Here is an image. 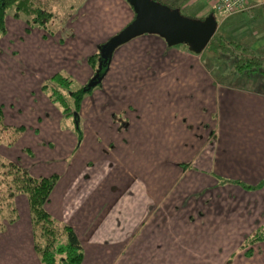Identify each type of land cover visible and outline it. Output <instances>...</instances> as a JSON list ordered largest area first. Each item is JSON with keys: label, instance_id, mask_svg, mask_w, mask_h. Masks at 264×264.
<instances>
[{"label": "crops", "instance_id": "0c3cea01", "mask_svg": "<svg viewBox=\"0 0 264 264\" xmlns=\"http://www.w3.org/2000/svg\"><path fill=\"white\" fill-rule=\"evenodd\" d=\"M115 1L127 25L133 11ZM206 4L202 14L211 10ZM262 7L256 18L264 23ZM7 21L0 64L11 57L10 42L28 37L21 18ZM120 47L103 78L116 88L113 101L83 97L77 151L53 171L45 210L77 235L81 264H264V241L252 257L243 250L264 227V185L244 187L264 181V92L221 85L199 55L155 35ZM35 148L26 149L27 165L19 161L38 177L52 175H41ZM19 203L22 219L0 235V264H39L27 204Z\"/></svg>", "mask_w": 264, "mask_h": 264}, {"label": "rangeland", "instance_id": "374dc122", "mask_svg": "<svg viewBox=\"0 0 264 264\" xmlns=\"http://www.w3.org/2000/svg\"><path fill=\"white\" fill-rule=\"evenodd\" d=\"M121 2L129 7L125 0ZM206 3L203 0H188L185 9L189 8L193 12V8H203L201 13L198 12L195 15L207 16L209 13L202 14L207 6ZM37 4L53 15L46 30L31 27L29 33L27 32L28 37L21 41L10 42L11 57L8 56L7 62L0 64V99L4 103V108L2 106L4 122L6 121L5 124L19 123L18 126L26 128L24 137L14 147L8 148L0 142V157L17 158L21 162H26L24 164L27 165L32 156L27 155L25 150L28 146L37 145L38 148L35 149L42 163L36 166L41 170L46 169V172H43L46 174H41L45 176L53 174V171H60L62 166L74 157L79 138L73 115L65 116L60 103H54L49 99L47 93L41 89L49 79L43 84H40L41 80L59 73L72 81L71 91L85 88L96 72L88 64V58L98 54L99 48L126 26L125 19L128 13L125 14L124 7L115 0H39ZM247 6L248 9L244 13L235 15L225 22L217 21V30H222L232 38L235 36L242 38L248 34V38L240 41L264 51V35L259 33L264 32V23L258 21L259 17L256 18L264 6V0H248ZM13 13V9L7 11L8 26ZM239 17L245 19H243V26L235 22ZM20 18L23 20L21 31L23 33L27 26L26 16L21 15ZM178 47L186 48L185 45H178ZM207 69L210 70L213 67L208 64ZM217 76H219L218 73ZM248 77H251V74L231 75L224 80L223 84L234 90L247 89L250 92H263L261 86L252 83ZM114 88L109 79H104L86 96H89L93 103L96 98H99V103L105 106L112 103ZM62 92L65 91L62 90ZM49 137L54 142L45 143L42 147L39 140ZM24 153L28 158L24 156ZM33 175L38 177L35 173ZM21 198L24 199V197ZM19 200L16 206L22 219Z\"/></svg>", "mask_w": 264, "mask_h": 264}, {"label": "trees", "instance_id": "16d2710c", "mask_svg": "<svg viewBox=\"0 0 264 264\" xmlns=\"http://www.w3.org/2000/svg\"><path fill=\"white\" fill-rule=\"evenodd\" d=\"M154 1L170 9H177L181 15L191 19H203L205 16L197 17L195 15L200 13L203 8H193V12L189 8L185 9L188 0ZM37 2L39 0H0V37L6 34V19L9 9H13V18L15 19H19L21 15L26 16L27 31L31 27L46 30L53 15L41 8ZM188 11L190 12L186 13ZM210 13L213 14V11L210 10ZM199 56L206 68L208 64L213 67L208 70L221 85H224V80L230 78L231 75L251 74V77L248 78L256 80L264 92V51H260L251 44L235 40L218 29ZM88 64L92 69L97 70L99 53L91 55L88 58ZM108 67L109 64H102L100 74L106 73ZM71 83L69 77L58 73L42 86V90L48 94L52 102L60 103L65 116H72L74 112L78 113L83 97L91 92H84L83 89L71 91ZM4 120L3 108L0 105V142L8 148H12L24 135L26 128L5 124ZM77 131L80 140V127ZM25 151L28 152V150ZM57 180L58 175L56 174L48 177L34 176L22 166L19 159L10 160L0 157V235L19 221L16 200L18 197H24L28 208L33 251L39 264H81L83 249L77 235L70 226L59 223L45 210V204L49 201ZM263 185L264 181L256 187L245 185L244 187L257 189ZM262 241H264V227L246 239L243 246L244 255L248 258L252 257V246Z\"/></svg>", "mask_w": 264, "mask_h": 264}, {"label": "water", "instance_id": "95a60500", "mask_svg": "<svg viewBox=\"0 0 264 264\" xmlns=\"http://www.w3.org/2000/svg\"><path fill=\"white\" fill-rule=\"evenodd\" d=\"M134 18L117 34L112 36L99 48V64L93 78L84 92H89L99 86L105 76L102 75V64H110L114 51L131 40L142 35H155L164 40L168 47L185 45L188 50L201 55L217 31V21L214 14H208L203 19H191L180 14L177 9H170L154 0H125ZM76 129L78 128V113H73Z\"/></svg>", "mask_w": 264, "mask_h": 264}, {"label": "built area", "instance_id": "2783aa9c", "mask_svg": "<svg viewBox=\"0 0 264 264\" xmlns=\"http://www.w3.org/2000/svg\"><path fill=\"white\" fill-rule=\"evenodd\" d=\"M213 11L216 21L226 20L244 13L248 9V0H203ZM218 23V22H217Z\"/></svg>", "mask_w": 264, "mask_h": 264}]
</instances>
